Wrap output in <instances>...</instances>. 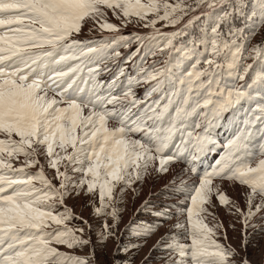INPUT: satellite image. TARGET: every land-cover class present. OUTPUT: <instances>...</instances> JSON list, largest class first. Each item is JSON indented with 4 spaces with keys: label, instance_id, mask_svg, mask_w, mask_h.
Here are the masks:
<instances>
[{
    "label": "snow or ice",
    "instance_id": "6c2138e0",
    "mask_svg": "<svg viewBox=\"0 0 264 264\" xmlns=\"http://www.w3.org/2000/svg\"><path fill=\"white\" fill-rule=\"evenodd\" d=\"M254 5L248 0H0V264H95L94 252L76 251L91 244V226L66 205L57 210L65 198L91 195L98 188L94 211L114 222L105 221L100 236L106 239L119 221L117 196L150 171L166 172L170 163L187 159L185 153L189 163L196 161L214 143L212 129L219 117L243 108L257 87L264 88V43L249 48L255 30L246 35L233 25L237 16L259 17L264 25V0ZM106 9L122 18L121 26L133 17L145 21L152 34L81 39L88 20L100 32H119L121 26L108 21ZM149 13L154 14L151 20ZM202 16L211 24L206 22L189 45L176 47L177 37L187 35ZM161 20L180 29L161 33L155 27ZM134 39L146 51L136 75L125 77L127 87L119 82L124 69L106 85L100 82V72L109 70L106 62ZM246 52L254 63L261 62L251 83L245 81L253 68L244 63ZM158 55L162 59L147 63ZM185 61H191L187 69ZM225 76L244 83L229 84ZM140 83L149 85L143 98L133 91ZM176 141V150L169 153ZM46 166L55 170L52 179ZM33 167L38 170L28 171ZM228 183L246 187L245 206L222 191ZM191 191V207L180 213L185 221L173 225L179 231L157 242L168 253L166 264H264V248L260 260L253 261L241 252L246 240L229 242L212 200L215 195L241 221L242 235L257 227V219L264 231V104L248 110L226 153ZM73 219L84 226H69ZM155 230L148 226L143 234Z\"/></svg>",
    "mask_w": 264,
    "mask_h": 264
},
{
    "label": "rangeland",
    "instance_id": "374dc122",
    "mask_svg": "<svg viewBox=\"0 0 264 264\" xmlns=\"http://www.w3.org/2000/svg\"><path fill=\"white\" fill-rule=\"evenodd\" d=\"M142 2H147V0H142ZM168 2L175 3L176 0H168ZM185 2L192 3L193 0H185ZM248 3L250 7L255 6L254 0H248ZM105 11L109 22L118 26L122 25V18L118 19L111 10L106 9ZM161 14H163L162 10ZM196 14L199 15V10H197ZM153 18L154 14L149 13L147 19L151 20ZM184 19L187 20V17ZM132 21L127 26H121L119 32H111L109 30L100 32L95 22L88 20L83 25L79 36L81 39L98 40L107 36L123 35L129 37L133 34H138L141 37H148L152 34V27H145V21L136 22L135 17L132 18ZM206 22L211 24L210 20L202 16L199 21H196L190 28L186 29L187 35L179 36L174 41L176 47L189 45L193 39H198L201 34V28ZM233 25L237 28H243L246 35L255 30V34L247 41L249 48L264 43V25H260L259 17L246 19L237 16L233 21ZM155 27L161 33H170L180 29V25H170L163 20L158 21ZM222 27L224 31H228V25H223ZM89 29H92V31H89ZM144 43L146 44L147 40ZM118 51L120 53L119 57L108 60L106 64L109 70L101 71L97 79L106 85L120 69H124L125 76H121L119 82L122 87L126 88L127 81L125 77L136 75V68L140 65L146 48L141 46V41L134 39L127 46L119 47ZM173 57L176 58L175 53H173ZM153 59L160 60L162 57L159 55L157 57L149 56L147 63L151 64ZM190 63L191 61H185L183 67L185 69L189 68ZM244 63L253 64V68L245 76V81L251 83L255 74L261 70V62L257 60L254 63L253 58L248 56L246 52ZM225 81L229 84L235 82L237 85L244 83V81H237L234 77L229 78L227 76H225ZM148 87L149 85L145 83L133 85L136 97L143 98ZM117 94H119V89ZM158 95V93L154 94L152 98L156 99ZM262 104H264V88L257 87L252 100L244 104L243 108L238 106L237 108L229 109L219 117L212 129L214 143L209 145L196 161L189 163L191 157L185 153L184 155L187 159L170 163L167 165L168 170L166 172L150 171L147 176L142 180L136 181L124 192L122 197L117 196L116 199L119 203L116 206L119 208V221L111 229L115 234L108 235L106 239L100 236L102 232L106 231L104 228L105 221L108 225H113L114 222L110 216L98 215L94 211V208L99 206V189L97 188L91 195L82 193L80 196L72 195L66 197L64 205H59L57 210L63 211L66 205L72 210L75 217H82L91 226L87 233L91 238V244L85 249H77L76 251L87 254L94 252L95 264H114V261H121V264H124V262H127V264H166L168 253L163 247H158L157 242L165 233L179 231L174 229L173 225H175L177 220L185 221V216L180 215V213L187 207H191L190 195L194 194L191 189L198 177H202L205 171H210L215 162L226 153L227 142L240 127L241 121L245 118L248 110L250 108L254 110L257 105ZM196 131H199V129ZM135 138L139 139L140 136L137 135ZM259 142L257 137L255 140L257 146ZM176 143L178 141L174 142L170 147L169 153L176 150ZM14 166H19L18 162H14ZM191 167H195L197 171L194 173L190 172L189 169ZM37 170V167H33L28 171L35 172ZM45 173L49 179H52L55 175V170L46 166ZM52 182L56 185L59 184L56 179H53ZM34 183L37 187L40 186L39 181ZM221 189L230 199L235 200L242 207L245 206V198L242 195V192L247 190L245 186L238 183H228L221 185ZM116 191H119V188ZM212 200L218 205L215 215L222 222L223 229L221 231L227 232L229 242L234 245H240L241 239L246 240L247 245L241 247L242 254L253 261H259L261 249L264 248V231L259 228L260 221L258 219L255 220L254 223L257 224V227L248 229L247 235L244 236L242 235L243 227L241 221L236 216L230 215L226 206L219 205L215 195ZM157 212L168 213V215L158 216ZM69 226L79 228L84 225L81 220L73 219L69 222ZM148 226H154L156 230L145 235L143 233L147 231ZM132 245H136V247H131ZM124 247H128L129 251H123ZM60 248L62 251H68L64 246H60Z\"/></svg>",
    "mask_w": 264,
    "mask_h": 264
}]
</instances>
